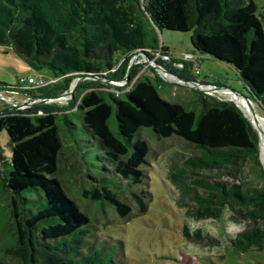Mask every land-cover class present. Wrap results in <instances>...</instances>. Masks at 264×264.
<instances>
[{
    "label": "trees",
    "instance_id": "1",
    "mask_svg": "<svg viewBox=\"0 0 264 264\" xmlns=\"http://www.w3.org/2000/svg\"><path fill=\"white\" fill-rule=\"evenodd\" d=\"M258 1L0 0V45L13 49L31 68H45L58 79L28 89L0 83V132L6 133L9 149V155L0 154V176L9 193L13 231L0 264H115L114 249L97 244L90 219L54 177L63 145L61 128L79 145L70 112L95 141L92 146L102 151L94 157L97 169L121 183L133 205L119 198L109 179L89 175L84 198L110 203L121 219L133 210L145 214L148 193L139 187L147 179L143 165L149 145L140 130L148 129L158 139L174 136L184 142V151L192 147L198 152H177L178 163L172 160L167 171L172 178H182L174 183L184 213L194 221H217L226 211L233 224L245 225L231 239L234 249L264 247V183L244 186L238 178L250 160L264 179L258 160L260 138L237 105L200 92L198 111L188 110L162 98L149 79L139 77L138 65L127 77L128 89L118 90L120 96L101 82L125 78L133 55L151 58L154 49L168 52L159 45L155 30L188 32L195 51L236 71L264 116V0L261 7ZM187 54L191 57L185 63L191 67L195 55ZM163 67L188 79L177 68ZM75 77L83 79L64 105L8 109L12 105L2 99L17 93L29 98L24 104L53 98L68 92ZM112 117L116 130L109 122ZM29 197L40 202L30 208ZM182 234L205 244L217 242L187 223Z\"/></svg>",
    "mask_w": 264,
    "mask_h": 264
},
{
    "label": "rangeland",
    "instance_id": "2",
    "mask_svg": "<svg viewBox=\"0 0 264 264\" xmlns=\"http://www.w3.org/2000/svg\"><path fill=\"white\" fill-rule=\"evenodd\" d=\"M258 2L261 7L262 0ZM155 36L159 45L166 46L168 52L162 53L154 49L149 52L151 58L141 55L130 58L128 66L130 73L132 67L138 65L141 69L139 77L149 79L162 98L181 103L188 110L193 111L199 109L196 99L200 92L223 101L235 100L236 95L232 91L252 98L231 66L206 58L205 55H200L193 49L188 32L155 30ZM187 53L195 55L191 67L186 66ZM116 58H118L117 54L113 59ZM163 66L177 68L178 73L186 74L188 79L206 84L202 87L205 91L202 92L169 75ZM195 70H198L199 74L196 75ZM29 76L33 77L36 82L40 79L45 82L53 79V75L47 69L31 68L26 60L13 49L0 45V83L26 88L28 85L19 83V80ZM77 79L75 77L70 81L69 88L74 86ZM101 82L110 87L109 91L116 96L121 94L119 89L124 91L130 86L126 77L119 82L112 83L106 79ZM215 85L221 87L216 88ZM72 92L71 94L62 93V96L52 101L55 104L64 105L71 98ZM253 107L255 112L264 119L257 105ZM69 119L77 125V128H72V132L79 147L67 131L61 128L60 135L63 145L58 155L54 177L59 181L66 195L90 219L97 244H107L114 249L112 258L115 264H264V247L260 250L251 247L246 251L234 249L231 239H234L245 225L233 224L227 218L226 211L217 221L212 219L194 221L184 213L186 208L181 207L179 203L181 197H177L179 190L174 183V181H181L182 178H176V176L172 178L167 171L170 169L169 165L173 164L172 160L178 163L177 152H186L190 155H197L198 152L192 147L184 151L182 149L184 142L174 136L158 139L150 130H140V136L149 145L147 165H143L147 179L139 187L148 193V209L145 214L136 215L133 210L127 218L121 219L110 203L104 200L84 198L82 194L89 187V175L98 179H109L110 185L118 188L115 189L119 192V198L133 205L129 199L128 190L121 183L118 184L116 179L103 175L104 173L95 166L98 162L94 157L95 155L101 156L102 151L92 146L95 141L80 129L77 116L70 112ZM109 122L116 130L113 117ZM7 140L6 133L0 132V154L3 156L9 155ZM258 160L264 170V138L261 134ZM178 173L183 175V173ZM210 174L212 179L218 180L215 172ZM238 178L244 186L260 187L264 183L256 165L250 160L242 166ZM228 180L229 182L235 181L231 177H228ZM34 195L37 198V195ZM39 202L29 197L27 206L34 208V205ZM184 223H187L192 231L200 230L203 236L207 234L217 242L205 244V242L193 240L194 238L186 239L182 234ZM10 225L9 193L4 190L0 176V256L3 249L12 243L13 231Z\"/></svg>",
    "mask_w": 264,
    "mask_h": 264
},
{
    "label": "water",
    "instance_id": "3",
    "mask_svg": "<svg viewBox=\"0 0 264 264\" xmlns=\"http://www.w3.org/2000/svg\"><path fill=\"white\" fill-rule=\"evenodd\" d=\"M134 57H136V55H133L132 57H131V59H133ZM167 71V70H166ZM167 73L169 74V75H171V76H173V77H175V78H177V79H179L180 81H182V82H184L185 84H187V85H191L192 87H194V88H196V89H198V90H200V91H205V89H202V87L203 86H205L206 84H202V83H199V82H196V81H191V80H188V79H185V78H181V77H179V76H177V75H175V74H173V73H171L170 71H167ZM128 75H129V67H128V70H127V72H126V79H127V77H128ZM83 78H79V79H77V81L75 82V84H74V86H72L71 88H69V91L68 92H66V93H70L71 94V92H72V90H73V88L82 80ZM215 87L217 88V87H221V86H216L215 85ZM232 91V90H231ZM235 95H236V97H239V98H241V99H243L244 101H246L249 105H255V103L249 98V97H247V96H243V95H241V94H239V93H236V92H234V91H232ZM66 93H63V94H66ZM62 94V95H63ZM61 95V96H62ZM56 97H60V95L59 96H56ZM56 97H53V98H49V100H54ZM236 105H237V107L240 109V111L243 113V115L249 120V122L251 123V125H252V127L255 129V127L253 126V124H252V122L250 121V119H249V117L241 110V108L238 106V104H237V102L234 100L233 101ZM38 102H36V101H32V102H30V103H27V104H24V106H26V107H28V106H31V105H33V104H37ZM23 106V104H20V105H16V106H12L11 108H8V109H19V108H21ZM255 131L257 132V134H258V131L255 129ZM259 135V134H258Z\"/></svg>",
    "mask_w": 264,
    "mask_h": 264
},
{
    "label": "bare ground",
    "instance_id": "4",
    "mask_svg": "<svg viewBox=\"0 0 264 264\" xmlns=\"http://www.w3.org/2000/svg\"><path fill=\"white\" fill-rule=\"evenodd\" d=\"M234 99L241 110L249 117L253 126L258 131L259 138L260 134L264 138V119L255 112L253 105H249L246 101L239 97H234Z\"/></svg>",
    "mask_w": 264,
    "mask_h": 264
},
{
    "label": "built area",
    "instance_id": "5",
    "mask_svg": "<svg viewBox=\"0 0 264 264\" xmlns=\"http://www.w3.org/2000/svg\"><path fill=\"white\" fill-rule=\"evenodd\" d=\"M191 55L188 54V58H190ZM187 58V59H188ZM19 83H26L28 85V87L24 88V89H28V88H38V87H43V86H46L48 84H51L50 82H45L44 80L40 79L38 82L35 81V79L33 77H28L26 79L24 78H21L19 80ZM66 93V92H64ZM1 95V94H0ZM12 95H15V94H12ZM1 97V96H0ZM3 101H5L7 104L9 105H12V106H16V105H20V104H23L22 107H24V103H17L16 104V101H15V98L14 96H11V97H5L3 96L2 97ZM26 107V106H25Z\"/></svg>",
    "mask_w": 264,
    "mask_h": 264
},
{
    "label": "crops",
    "instance_id": "6",
    "mask_svg": "<svg viewBox=\"0 0 264 264\" xmlns=\"http://www.w3.org/2000/svg\"><path fill=\"white\" fill-rule=\"evenodd\" d=\"M31 77V76H29ZM58 79L56 78H53L51 80H49L48 82H50L51 84H54ZM14 98H15V101H16V104L18 103H22V102H28L29 98L28 97H25V96H22V95H19L18 93L13 95ZM33 101H36L38 103H50V102H53L52 100H49V99H37V100H33ZM25 107V106H24ZM24 107H21V108H24ZM19 108V109H21Z\"/></svg>",
    "mask_w": 264,
    "mask_h": 264
}]
</instances>
